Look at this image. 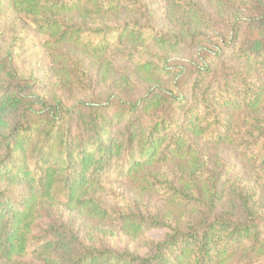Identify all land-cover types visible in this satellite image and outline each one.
<instances>
[{
	"label": "trees",
	"instance_id": "16d2710c",
	"mask_svg": "<svg viewBox=\"0 0 264 264\" xmlns=\"http://www.w3.org/2000/svg\"><path fill=\"white\" fill-rule=\"evenodd\" d=\"M205 1L167 0L160 32L109 25L130 0H0L82 56L39 78L0 58V264H264V0ZM79 215L137 246L82 237Z\"/></svg>",
	"mask_w": 264,
	"mask_h": 264
},
{
	"label": "rangeland",
	"instance_id": "374dc122",
	"mask_svg": "<svg viewBox=\"0 0 264 264\" xmlns=\"http://www.w3.org/2000/svg\"><path fill=\"white\" fill-rule=\"evenodd\" d=\"M198 1L201 3L206 2L205 0ZM130 2L138 5L140 9L116 15L113 14L111 17L108 16L110 19L106 18V20H108L109 25H114L115 23L120 25L124 24L125 21H135L144 27V29L160 32L168 31L172 27L173 23L171 21L173 18L171 15L167 16L166 14L167 0H130ZM2 10L4 12L0 13V58L5 59V54L10 53L13 57L12 65L19 72H23L34 78L45 77L47 76L45 73L49 71L51 63L61 65L82 57L79 54L78 48L70 44L59 47L44 45V36L35 30L23 27L18 16L13 14L11 10ZM52 55H56V60H53ZM103 60H105L104 57L87 60V64H90L87 70L88 75L92 79L94 87L99 85L97 84L98 65L99 63H103ZM225 153L226 157L229 158V152L225 151ZM233 158L231 159L234 165L241 167L239 159L237 157ZM113 188L117 193L128 199V201L133 202L135 207L157 208L155 199H149L146 196L142 197L123 183H114ZM114 204L112 202L113 206H115ZM74 228L81 233L82 237L96 242L97 245L116 248L124 246L134 248L137 246L136 240L127 238L123 233L119 232L113 220L101 221L93 217L79 215L74 217ZM164 232V230H152L145 237L147 239L158 240L164 235Z\"/></svg>",
	"mask_w": 264,
	"mask_h": 264
}]
</instances>
